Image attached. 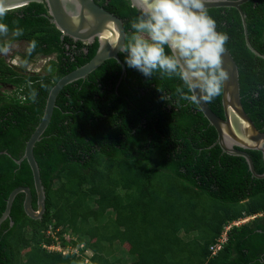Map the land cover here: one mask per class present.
Wrapping results in <instances>:
<instances>
[{"label": "trees", "instance_id": "1", "mask_svg": "<svg viewBox=\"0 0 264 264\" xmlns=\"http://www.w3.org/2000/svg\"><path fill=\"white\" fill-rule=\"evenodd\" d=\"M93 1L122 20L127 43L140 10L130 0ZM241 9L248 40L264 55V0H249ZM207 12L216 30L229 37L225 47L238 66L242 107L264 132V59L246 47L236 9ZM47 16L42 1L11 10L0 21L10 30L23 29L22 36L7 38L12 42H37L30 56L22 55L28 63L54 54L45 75L18 73L0 58V216L19 186L31 189L35 208L30 167L16 160L40 122L51 87L97 49L94 41L84 53V45L75 42L71 54L66 44L73 41L61 40ZM125 55L118 54L124 73L109 59L58 94L33 149L45 212L32 220L23 211L24 195L15 197L10 217L0 225V264H127V257L133 258L129 264H264V178L252 177L242 157L213 146L216 131L195 103L176 93L184 87L178 77L156 72L147 78L127 67ZM4 85L12 90L4 91ZM207 104L223 118L221 94ZM246 152L263 174L262 154ZM250 217L231 225L226 242L211 254L224 226ZM124 244L123 257L118 249Z\"/></svg>", "mask_w": 264, "mask_h": 264}, {"label": "water", "instance_id": "2", "mask_svg": "<svg viewBox=\"0 0 264 264\" xmlns=\"http://www.w3.org/2000/svg\"><path fill=\"white\" fill-rule=\"evenodd\" d=\"M45 2L47 7V17L58 31L60 39L70 38L74 42L91 44L97 42V49L94 56L84 65L62 76L50 89L40 122L28 138L25 144L23 155L17 164L25 160L30 167L35 192V208L32 206L31 189L19 186L13 189L6 199L5 209L0 216V225L10 217L12 203L15 197L22 193L23 211L32 220H40L45 212V190L41 182L39 167L35 160L33 149L46 130L55 108V101L60 91L68 84L80 79H84L104 61L113 59L125 68L118 56L119 48L125 44L126 32L122 20L113 13L105 10L93 0H8L12 6L11 10L24 7L30 3ZM131 4L138 10L137 0H130ZM249 0H206V9L211 8H234L240 15L244 40L246 47L257 57L264 59V55L256 51L248 40L246 16L241 9V5ZM226 49V47H225ZM222 67L228 73V79L223 83L221 90V105L223 118L218 117L208 106L207 102L200 100L195 103L216 131L217 138L214 145H218L221 151L230 156L242 157L254 178H264L263 174H257L252 158L247 150L259 151L262 154L264 163V132L259 131L241 104L239 72L230 52L226 49L222 54ZM199 98V90H196ZM12 225V222L10 223Z\"/></svg>", "mask_w": 264, "mask_h": 264}, {"label": "clouds", "instance_id": "3", "mask_svg": "<svg viewBox=\"0 0 264 264\" xmlns=\"http://www.w3.org/2000/svg\"><path fill=\"white\" fill-rule=\"evenodd\" d=\"M137 3L140 15L131 21L134 31L127 43L119 48L120 53L126 54L124 63L147 78H152L156 72L160 73L161 78L178 77L184 87H177L176 93L182 99L192 103H199L200 100L211 103L221 94L223 83L228 79V73L222 67V54L229 37L216 30V21L205 7L206 0H137ZM11 7L8 0H0V21L6 18ZM22 35V28L10 30L7 24L0 22V38H4L0 42L3 59L13 48L12 39L7 38ZM36 47L37 42L31 41L26 50L27 55L30 56ZM9 60L18 69L28 64L27 59L21 58L18 53L13 55L12 52ZM41 87L47 86L41 84ZM36 96L37 92L33 89L30 93L33 102ZM252 218L241 219L243 222L240 224Z\"/></svg>", "mask_w": 264, "mask_h": 264}, {"label": "rangeland", "instance_id": "4", "mask_svg": "<svg viewBox=\"0 0 264 264\" xmlns=\"http://www.w3.org/2000/svg\"><path fill=\"white\" fill-rule=\"evenodd\" d=\"M13 43V48H12V51H11V53L8 55V56H3L4 57V59L6 60V61H8L9 60V56H11V54H12V52H13V55H15V49H18V52H20V51H22L23 49H25V47H27V43L26 42H20V41H14V42H12ZM47 61V64L46 63H44L43 61H42V63L39 65V64H27L26 66H25V68H24V70L23 71H18L17 70V72L19 73H23V74H26V75H33V74H36V75H45L46 74V68L48 67V60H46ZM43 66H45V67H43ZM41 69L40 70V72H38V73H36L37 71H38V69ZM2 89L4 90V91H9V90H12V87H10V86H3L2 87ZM185 200V197L183 196V197H178V199H177V202H178V204H180V203H182L183 201ZM201 200H203V201H206V202H210V200L206 197V196H202V198H201ZM181 205V204H180ZM246 222H247V219L245 220ZM240 225V224H239ZM58 249V248H57ZM127 251H128V245L127 244H124L123 246H120L119 247V249H118V253L121 255V256H127ZM25 251H23V253H24ZM66 254H67V252H66ZM88 255H90V253L88 254ZM127 260H128V262H127V264H129V263H131V261L133 260V258L132 257H127Z\"/></svg>", "mask_w": 264, "mask_h": 264}, {"label": "flooded vegetation", "instance_id": "5", "mask_svg": "<svg viewBox=\"0 0 264 264\" xmlns=\"http://www.w3.org/2000/svg\"><path fill=\"white\" fill-rule=\"evenodd\" d=\"M75 42L73 41L72 43H67L66 44V48H68V47H70V49H72V51H74L73 50V48H75ZM92 44V43H91ZM91 44H83L84 45V48L82 49L83 51H84V53H87V51H88V46L89 45H91ZM28 48V47H27ZM26 48V49H27ZM26 49H23L22 51H20V52H18L17 51V49H16V53H18V55L21 57V58H23L22 57V55L24 54V52L26 51ZM72 53H74V52H72ZM1 56L2 55H0V58H1ZM53 59L54 58V54H51L50 56H38V57H36L35 58V60L33 61V62H31V63H28V64H41L42 63V61L44 62V63H46L47 64V61L46 60H48V63H49V61H50V59ZM12 60H8V61H6L5 60V62L7 63V65L9 66V67H16V66H14V64L11 62ZM43 67H45V66H43ZM17 70H18V68H17ZM41 70V69H40Z\"/></svg>", "mask_w": 264, "mask_h": 264}, {"label": "built area", "instance_id": "6", "mask_svg": "<svg viewBox=\"0 0 264 264\" xmlns=\"http://www.w3.org/2000/svg\"><path fill=\"white\" fill-rule=\"evenodd\" d=\"M241 222H243V221L234 223V225H238ZM229 228H230V225L226 226L224 228L220 238L217 239V243L210 246V252H211L212 255H214L217 251H219V249L222 247V245L226 242V240H227V231L229 230Z\"/></svg>", "mask_w": 264, "mask_h": 264}]
</instances>
